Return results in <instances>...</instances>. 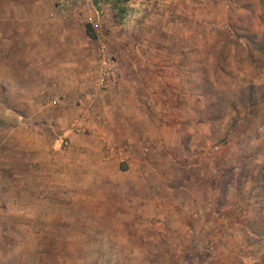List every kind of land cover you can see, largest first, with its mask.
Returning <instances> with one entry per match:
<instances>
[{
    "label": "rangeland",
    "instance_id": "rangeland-1",
    "mask_svg": "<svg viewBox=\"0 0 264 264\" xmlns=\"http://www.w3.org/2000/svg\"><path fill=\"white\" fill-rule=\"evenodd\" d=\"M114 2L0 0L24 27L0 55L38 45L0 87V123L26 119L23 143L0 126V264H264V0Z\"/></svg>",
    "mask_w": 264,
    "mask_h": 264
},
{
    "label": "crops",
    "instance_id": "crops-1",
    "mask_svg": "<svg viewBox=\"0 0 264 264\" xmlns=\"http://www.w3.org/2000/svg\"><path fill=\"white\" fill-rule=\"evenodd\" d=\"M18 11V10H15ZM4 15H8L7 13ZM6 19V18H5ZM16 29V31L21 32L23 31L24 27L23 24H9L8 23V19H6V21L4 22H0V37L1 39H8L9 34L8 31L9 29ZM39 31V30H38ZM23 35V33H22ZM38 43V41H37ZM16 44L17 46H19L20 49L16 50V53H14L13 58H10L9 56V50L10 47L9 45L6 46V48H2L3 51V55H0V85L4 86H0L2 88L3 94L8 95V91L11 89L13 93L19 94V93H24V77L22 76V67L19 66L20 63L23 62H34L35 57L33 56V54L37 51L38 45L34 46V44L32 43V45L30 46V50H28V53H32V56H29V54H25V41L24 38H20L19 39V35L17 36L16 39ZM31 55V54H30ZM37 57V56H36ZM38 58V57H37ZM36 58V59H37ZM38 60V59H37ZM10 63H16V67H10ZM34 64V63H33ZM15 73V74H14ZM22 76V77H21ZM9 81L14 82L11 85L9 84ZM16 82V83H15ZM32 87V90L30 92L27 93H36L35 90H37V93L39 92V89H37L34 86H30ZM86 90L89 91V85H87ZM85 94L87 95V97H89V93L85 92ZM86 97V100H88ZM89 101V100H88ZM23 105V104H22ZM2 109V113L3 115L6 116V118H2V120H4L5 122L3 123L6 127H4L3 124L0 123V126L5 129H7L8 127V131H7V135H6V141L9 140V135H14L16 137H21V138H16V141L23 143L24 140V131H25V124H26V119H25V115L23 113V106H9V105H4L3 107H1ZM65 116H66V111L65 110H60L59 114H57V116L54 119V126L52 127V130L55 133V136L53 137V145L55 150L60 149L59 145L61 143V139H60V132L59 129L64 127L62 123L63 120H65ZM4 129V130H5ZM3 129H1L2 131ZM0 131V132H1ZM68 134V135H67ZM66 135L68 136V139L71 142H76L78 140V138L76 136H69L70 133L66 132ZM56 138V139H55ZM55 139V140H54ZM52 147V145H51ZM60 151L58 150V153L55 154L54 159L55 161L61 156V153H59ZM70 151H68L67 153H69ZM66 154V152H64ZM77 164H71L70 162L68 164H66V168H69L68 170L70 172L75 171L77 168ZM71 168V170H70ZM56 173H64V175H61L63 177L68 178V172L66 173L65 171H55ZM66 173V174H65ZM71 174V173H70ZM71 185V184H70Z\"/></svg>",
    "mask_w": 264,
    "mask_h": 264
},
{
    "label": "built area",
    "instance_id": "built-area-1",
    "mask_svg": "<svg viewBox=\"0 0 264 264\" xmlns=\"http://www.w3.org/2000/svg\"><path fill=\"white\" fill-rule=\"evenodd\" d=\"M116 2L118 0H115ZM82 12V22L89 27V29L97 34L102 30V22L100 18L98 17V13L90 8L81 10ZM117 75V70L114 62L107 58V56H102L101 59V66L99 70V87H97V90H101L104 83L112 81ZM94 97V94H93ZM55 104V103H54ZM85 116L81 115L77 117V119L74 121L73 125H71V131L80 134L84 131L85 127ZM61 144L67 145L66 140L62 141Z\"/></svg>",
    "mask_w": 264,
    "mask_h": 264
},
{
    "label": "trees",
    "instance_id": "trees-1",
    "mask_svg": "<svg viewBox=\"0 0 264 264\" xmlns=\"http://www.w3.org/2000/svg\"><path fill=\"white\" fill-rule=\"evenodd\" d=\"M114 3L117 5V2H116V1H115ZM114 3H113V4H114ZM86 30H87V33H88V37H90V38L94 37V35L92 34V32H91V30L89 29V27H87Z\"/></svg>",
    "mask_w": 264,
    "mask_h": 264
}]
</instances>
